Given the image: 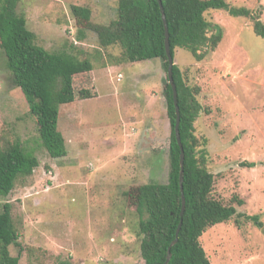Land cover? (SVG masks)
<instances>
[{
  "label": "rangeland",
  "instance_id": "rangeland-1",
  "mask_svg": "<svg viewBox=\"0 0 264 264\" xmlns=\"http://www.w3.org/2000/svg\"><path fill=\"white\" fill-rule=\"evenodd\" d=\"M117 1L20 0L17 5L36 45L91 61L95 90L59 107L57 129L67 152L52 159L26 104L11 91L0 51V149L18 142L38 160L32 175L18 177L12 191L0 196V211L4 203L11 205L19 237L9 254H19V264H143L139 244L148 240L153 186L166 184L169 171L166 73L157 58L131 63L120 46L101 48L70 10L87 7L94 22H108L116 18ZM225 2L250 10L264 24V0ZM203 16L222 29L217 47L199 61L179 48L173 58L201 106L193 123L197 150L206 151L211 196L237 213L258 215L263 228L231 218L208 227L199 243L209 264H264V38L254 34L249 18L224 10ZM85 79L77 78L79 88Z\"/></svg>",
  "mask_w": 264,
  "mask_h": 264
},
{
  "label": "trees",
  "instance_id": "trees-1",
  "mask_svg": "<svg viewBox=\"0 0 264 264\" xmlns=\"http://www.w3.org/2000/svg\"><path fill=\"white\" fill-rule=\"evenodd\" d=\"M20 0H0V51L10 73L11 91L15 90L35 119L42 147L52 159L66 155L62 134L57 129L59 107L94 95L88 58L60 51L48 52L35 44V36L26 27L23 15L16 12ZM168 29L169 50L174 58L176 48L188 51L196 60H202L222 39V29L204 19L208 10H224L232 17L253 21V32L264 38V24L257 14L240 7H230L225 0H160ZM77 25L93 32L101 48L120 46L126 61L134 63L157 58L167 71L165 30L157 0H118L116 18L94 22L92 11L83 6H71ZM81 34V32H79ZM82 40V37H78ZM85 76L84 87L77 86V78ZM176 101L179 110V136L183 148L182 194L184 209L181 213L179 188V148L174 136L175 110L172 89L164 78L163 97L170 123L169 171L166 184L153 186L147 217L148 240L139 244L143 264H209L199 243L203 232L211 226L235 218L262 229L258 215L237 213L233 205H224L211 196L213 175L206 169V151L198 152L193 123L201 111L195 98L196 89L185 85L179 68L172 67ZM38 160L26 152L18 142L0 149V196H7L15 180L32 175ZM242 166L253 167V163ZM238 205L242 201L234 199ZM181 221L179 230L178 225ZM18 234L14 227L11 205L4 203L0 211V264H19L18 256L9 254ZM176 239L175 244L171 243ZM21 249H19V252Z\"/></svg>",
  "mask_w": 264,
  "mask_h": 264
},
{
  "label": "water",
  "instance_id": "water-1",
  "mask_svg": "<svg viewBox=\"0 0 264 264\" xmlns=\"http://www.w3.org/2000/svg\"><path fill=\"white\" fill-rule=\"evenodd\" d=\"M157 3H158L159 8H160L161 19H162V22L164 25V30H165L164 46H165V54H166V58H167L166 77H167L168 84L170 85V87L172 89V97H173V104H174V110H175L174 136H175V140H176L177 146H178L179 151H180V154H179V166H180L179 188H180V192H181V204H182L180 216H182L183 209H184V196L182 194V173H183L184 154H183V148H182V144H181L180 136H179L180 116H179V110L177 107L176 90H175V85H174L173 76H172V67L174 65V60H173V57H172L170 50H169V42H168L169 34H168V29H167V24H166L165 15L163 12L162 4H161L160 0H157ZM180 224H181V221L178 225L177 231L179 230ZM175 242H176V239L171 243V245L175 244ZM170 257H171V253L168 249L165 264L168 263V261L170 260Z\"/></svg>",
  "mask_w": 264,
  "mask_h": 264
},
{
  "label": "built area",
  "instance_id": "built-area-1",
  "mask_svg": "<svg viewBox=\"0 0 264 264\" xmlns=\"http://www.w3.org/2000/svg\"><path fill=\"white\" fill-rule=\"evenodd\" d=\"M120 79H121V75L119 74V75L116 77V81L118 82Z\"/></svg>",
  "mask_w": 264,
  "mask_h": 264
},
{
  "label": "crops",
  "instance_id": "crops-1",
  "mask_svg": "<svg viewBox=\"0 0 264 264\" xmlns=\"http://www.w3.org/2000/svg\"><path fill=\"white\" fill-rule=\"evenodd\" d=\"M141 76H144V78L146 79V76H147V75L142 74ZM139 80H140V79H139Z\"/></svg>",
  "mask_w": 264,
  "mask_h": 264
}]
</instances>
